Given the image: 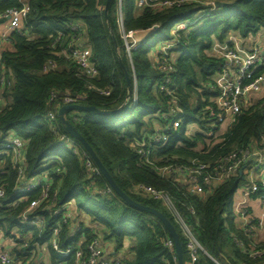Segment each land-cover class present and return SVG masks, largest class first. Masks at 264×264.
I'll return each mask as SVG.
<instances>
[{
	"label": "trees",
	"instance_id": "obj_1",
	"mask_svg": "<svg viewBox=\"0 0 264 264\" xmlns=\"http://www.w3.org/2000/svg\"><path fill=\"white\" fill-rule=\"evenodd\" d=\"M218 2L227 5L212 6ZM106 3L107 0H30L22 33H13L9 43L13 49L3 52L11 87L0 91V188L5 191V198L0 199V235L13 242L11 255L20 264H35L38 250L46 247L50 264H80L87 259L88 246L98 240L102 245L114 246V261L119 264H179L174 241L164 224L128 205L112 189L81 142L70 136L59 120L58 112L66 106L64 97L70 95L83 98L77 105L101 111L121 110L108 116L69 111L66 117L119 189L134 202L161 212L173 224L184 264H264V242L258 241L254 232L241 228L234 212L233 199L247 185L245 176H230L199 197L163 178L155 169L166 164L188 165L196 160L209 164L214 172L220 165L231 164L232 155L240 157L247 150L260 152L264 158L261 105L243 110L221 143H208L213 138L198 131L190 137L186 135L191 124L213 135L218 132L217 127H211L214 118L205 109L214 106L210 100L216 97L212 77L224 63L209 56V51L215 40L223 44L233 33L249 38L264 29V0H207L209 5L192 4L164 11L145 9L142 13L124 9L128 31L152 32L158 28L133 51L134 73L119 34L117 1L112 0L109 7L111 29L104 14ZM22 7L21 0H0V26L7 22V11ZM187 20L192 23L177 33L178 43L170 52L175 72L168 75L155 64L152 49L173 40L172 26ZM76 24L80 27L74 28ZM76 41L91 49L99 71L97 79L86 80L67 57L70 45ZM119 58L131 78L130 97ZM50 62L55 69L45 72ZM169 79L172 82L167 83ZM163 86L169 91H162ZM53 94L57 99L52 98ZM173 98L184 112L181 125L167 132L168 143L154 146L150 137L158 129L165 130L174 119L168 117ZM50 112L56 116L52 122L47 119ZM13 135L25 143L22 176L12 151L2 148ZM141 148L151 152L154 166L141 161ZM255 161L252 159L250 164L256 165ZM263 169L264 162L260 171ZM38 180L41 185L36 189L27 194L19 192L22 185ZM139 186L164 191L173 198L177 211L205 251H199L195 262L174 214L162 202L140 192ZM46 189L48 198L44 199ZM251 198H263L264 207L261 182ZM39 200L40 206L32 209L27 218H40L42 225H27L24 213ZM230 204L233 208L228 210ZM67 209L75 211L74 218H67ZM56 229L60 252L52 247ZM169 242L173 247L167 246ZM125 248L132 256L116 258ZM67 251V256L61 254ZM78 251L84 255L80 261ZM254 251L262 256L252 257Z\"/></svg>",
	"mask_w": 264,
	"mask_h": 264
},
{
	"label": "built area",
	"instance_id": "obj_2",
	"mask_svg": "<svg viewBox=\"0 0 264 264\" xmlns=\"http://www.w3.org/2000/svg\"><path fill=\"white\" fill-rule=\"evenodd\" d=\"M118 5L117 10V25L119 28V34L124 43V49L128 55L132 72L134 73V68L132 65V53L138 47L144 43L153 31L158 28L155 27L152 32H141V31H128L125 27L124 21V0H116ZM209 5L207 0H137V10L139 9H152L158 11L170 10V9H183L189 5ZM212 6L216 7V4L212 3ZM29 13V6L23 4L21 9H11L6 12L4 17L7 18V22L0 26L3 29L0 31V91L5 88L11 87V81L8 79L4 63H3V44L10 43V37L13 33H22L23 31V22L25 21L27 14ZM199 15H202L199 14ZM198 15V16H199ZM197 16V17H198ZM179 24H174L172 26V36L173 40L170 42H162L157 44L152 52L153 60L161 72H165L169 75L170 72H175V68L171 61V51L175 48L178 41L177 33L180 31H185L188 29L189 25L192 23L187 20ZM180 29H178V27ZM80 25L76 24L74 28H79ZM139 35L141 36L142 41H140ZM178 39V38H177ZM69 59H71L76 66L82 77L86 80L91 81L99 77V71L93 61V55L90 48L79 44L77 41L75 44L70 45L69 52L66 54ZM226 63L223 67V83L215 86L217 96L211 100V103L214 106L207 107L205 110L209 112L210 116L214 118L213 124L211 127H217L218 132L213 135L212 132H205L200 130L197 124H191L187 126L186 135L191 136V130L194 132H200L207 137H210L213 140H209L208 143L214 141V144L221 143L222 137L227 133L228 129L237 121V118L241 115L242 111L248 109L249 107L261 105L264 108V51L256 49L252 53H243L237 49H228L225 53ZM55 64L49 63L45 69V72H50L55 69ZM172 82L171 79L167 83ZM136 83V77H135ZM162 91H169L166 87H161ZM103 95H107L108 92L104 90H99ZM263 96L262 102L260 104H253L251 102L254 100V97ZM53 99H57L55 94L52 95ZM83 100L81 97H72L67 95L64 97V102L67 105H77L76 103ZM136 103V101H135ZM134 103V104H135ZM133 104V105H134ZM171 115L168 117L174 118L166 127L165 130L161 131L158 129L154 135L150 137L151 143L154 146H162L169 142V135L167 132L171 130H177L182 122V117L184 112L180 107V103L176 98H173L171 101ZM56 118L53 112H50L47 115V119L52 122ZM226 127V128H225ZM225 128L224 134L221 129ZM222 134V135H221ZM5 150L12 151L14 155V164H19V174L23 175V158L25 151V143L19 137L11 136L9 137L5 144L2 147ZM5 152H2L4 154ZM141 156V161L145 164L154 166V163L151 161L150 156L151 152L141 148L138 151ZM252 159H255L256 165L250 164ZM231 164L220 165L216 171L212 172L209 164H204L198 161H192L188 165H174L166 164L163 167H155L156 171L163 178L171 179L180 187L185 188V190L194 196H204L206 194V189H214L218 185H221L225 182L230 176L236 175L239 171L245 167L243 172V177L247 181V190L243 193L245 198L242 202H239L234 207V212L237 216L242 218L245 221V225L242 227L247 232H254L255 238H258V232L263 228L264 218L256 221L253 224V221L250 219L251 213L247 207V201L251 198L252 195L258 192L259 183L261 182L264 187V171L260 172V165L263 164L262 155L260 152L249 151L242 153L241 156L232 155L229 158ZM41 185V181L38 180L34 183H29L21 186L19 189L21 193L27 194L32 190L36 189ZM138 190L144 195L154 199L155 201H160L163 205L174 214L176 217L181 229L183 230L184 236L188 242V251L192 262H195L198 258L199 251L205 252L203 248L199 245L196 238L194 237L191 228L186 224L184 219L181 217L179 212L176 209L175 202L173 198L164 191H158L154 188L148 186H139ZM5 198V191L0 188V199ZM44 199L48 198L47 189L43 196ZM263 203V198L260 199ZM41 200L35 201L32 204V207L24 213L23 220L30 226H41V219L35 218L34 220H29L27 215L32 209L39 207ZM68 208V207H66ZM194 213L193 209H190ZM68 211V209L66 210ZM67 218H72L70 211L66 212ZM59 229L55 230L52 247L55 251H59ZM168 247H173V243L169 242ZM88 256L87 259L81 261L80 264H119L118 261L109 260L105 258V251L103 245L96 240L91 245L88 246ZM63 256H67L69 252H61ZM78 261L82 260L84 255L82 251H78L77 254ZM262 256V253L259 251H254L252 257ZM0 264H20L17 259H15L10 250L6 249L4 246L0 245Z\"/></svg>",
	"mask_w": 264,
	"mask_h": 264
},
{
	"label": "crops",
	"instance_id": "obj_3",
	"mask_svg": "<svg viewBox=\"0 0 264 264\" xmlns=\"http://www.w3.org/2000/svg\"><path fill=\"white\" fill-rule=\"evenodd\" d=\"M23 4L28 5L29 2H25L24 0H21ZM3 29V27H0V31ZM3 50H12V45L11 44H3ZM219 47L221 49V55L220 57L216 58L221 60L224 63V66L226 63V59H225V53L227 49H237L243 53H252L253 51H255L256 49H260L262 51H264V29H262L257 35L255 36H251L249 38H243L239 33H233L230 36L227 37V39L225 40V42L222 44L219 41L215 40L212 49L209 51V56H211L212 53H214V47ZM212 57V56H211ZM214 58V57H213ZM224 69V68H222ZM219 69V72L215 73L212 77V80L215 82L216 86L218 84L223 83V77H222V73L223 70ZM217 96V94H216ZM264 96V95H263ZM263 96H258V97H254V105L255 104H260V102H262V98ZM213 98H211L210 100H212ZM262 160L264 161V158L262 156ZM264 171V169L262 171H260L259 173H262ZM247 187H245L244 192H246ZM243 192V193H244ZM245 198L242 197V201ZM241 201V202H242ZM247 207L250 210L251 213V217L250 219L252 221H259L261 220V218H264V207H263V203L260 200H255L250 198L247 201ZM75 211L72 210L70 211V215L72 218H74L75 216ZM237 223L239 224V226L242 228L245 225V221L240 218L239 216H237ZM74 225V223H73ZM77 226L74 225L73 228L75 229ZM258 238L257 240L260 242H264V230L259 231L258 232ZM30 237V236H29ZM3 238L2 235H0V239ZM2 246H4L6 249L10 250L13 248V242L9 241L8 239L5 240L4 244H0ZM128 246V245H127ZM104 247V251H105V258L109 259V260H114V255H115V250H114V246L111 243H106L103 245ZM132 255L129 253L128 249L125 248V250H123L122 252H120L119 254H117L116 258L119 259H129ZM35 264H50L49 261V253L47 251V248H41L38 250V257L36 258V262Z\"/></svg>",
	"mask_w": 264,
	"mask_h": 264
},
{
	"label": "water",
	"instance_id": "obj_4",
	"mask_svg": "<svg viewBox=\"0 0 264 264\" xmlns=\"http://www.w3.org/2000/svg\"><path fill=\"white\" fill-rule=\"evenodd\" d=\"M112 0H107L106 3V7H105V19L107 21V24L110 28L109 25V19H108V12H109V7L111 4ZM227 4L224 3H216V7H224ZM111 29V28H110ZM111 35H112V39L113 42L116 46V49L118 48L117 46V40L115 37V34L111 31ZM119 62L121 64V66L123 67L125 73H126V81H127V85H128V97H130L131 93H132V82H131V78L130 75L126 69V67L124 66L122 59L119 58ZM69 111H75V112H82V113H95L99 116H108V115H114V114H118L121 110L119 111H101L98 109H95L93 107H87V106H81V105H67L62 107L59 112H58V118L61 121V123L63 124V126L65 127V129L67 130V132L70 134V136H72L73 138L77 139L78 141L81 142V144L84 146V148L87 150V152L90 154V156L92 157V159L95 161L98 169L100 170L101 174L108 180V182L110 183V186L112 187V189L130 206L149 213L151 215H153L154 217L158 218L166 227V229L169 231L175 247H176V252H177V257H178V263L179 264H184L183 263V251H182V246L180 243V239L179 236L175 230V227L173 226V224L167 219V217L162 214L161 212L150 208V207H145L141 204H138L136 202H134L131 198H129L125 193H123L119 187L115 184L113 178L111 177V175L108 173V171L104 168V166L102 165V163L100 162V160L97 158L96 154L94 153V151L92 150V148L88 145V143L84 140V138L77 132V130L72 126L71 122L67 119L66 115ZM245 167H243L240 171H239V175L242 177L243 176V172H244ZM5 239L1 238L0 239V244H4Z\"/></svg>",
	"mask_w": 264,
	"mask_h": 264
},
{
	"label": "rangeland",
	"instance_id": "obj_5",
	"mask_svg": "<svg viewBox=\"0 0 264 264\" xmlns=\"http://www.w3.org/2000/svg\"><path fill=\"white\" fill-rule=\"evenodd\" d=\"M25 2H29L30 0H24ZM131 8H134L135 10H137V0H124V9H125V12H127L128 10H130ZM138 11V13H142L143 12V9H139V10H137ZM187 23H188V21H186ZM179 24L181 23V22H178ZM177 23V24H178ZM183 23H185L184 21H183ZM180 27L181 26H179L178 27V29H180ZM141 36H143V35H139V38H140V41H142V38H141ZM157 46V45H156ZM214 53H212L211 54V56L212 57H214V58H218V57H220V55H221V49L219 48V47H214ZM228 50V49H227ZM226 50V51H227ZM152 52L154 53V48L152 49ZM254 100H252L251 102H253ZM226 128V127H225ZM225 128H223V129H221L222 131L225 129ZM225 131V130H224ZM224 131H223V133L222 134H224ZM194 133V131L193 130H191V136H192V134ZM221 134V135H222ZM245 184V183H244ZM246 185V184H245ZM245 185L244 186H242L238 191H237V193L235 194V197H234V199H233V202H234V205H235V208H236V206H237V204L239 203V202H241L242 201V197H243V192H244V190H245ZM163 206V205H162ZM164 207V206H163ZM231 207L233 208V205H228V210H230L231 209ZM263 229H262V231L264 230V222H263V227H262Z\"/></svg>",
	"mask_w": 264,
	"mask_h": 264
}]
</instances>
